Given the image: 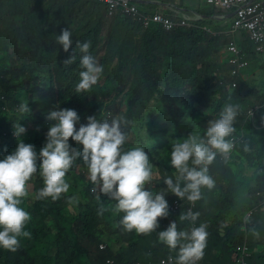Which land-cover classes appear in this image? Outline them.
I'll return each instance as SVG.
<instances>
[{"label": "clouds", "instance_id": "9594fccd", "mask_svg": "<svg viewBox=\"0 0 264 264\" xmlns=\"http://www.w3.org/2000/svg\"><path fill=\"white\" fill-rule=\"evenodd\" d=\"M10 1L0 0V9L5 11ZM69 1H77L79 6L77 8L70 6L71 12L68 16L56 12L60 15L59 21L48 19L44 24L52 31L57 30V47L64 54H71L64 63L79 65L82 69L79 75L73 82L66 81L61 84L60 90L50 82L44 86L38 82L34 89H26L22 99L16 97L19 102L17 110L21 113L18 118L14 117L9 108L4 107L5 104H10L12 95L0 89V251L10 253L9 257L18 254L19 258L25 261L29 259L27 250L30 241L33 240L32 234L35 229L31 223L34 216L30 215L27 204L24 205L26 210L22 207L23 199L25 198L27 202L34 196H37V199H60L72 185V174L78 175L76 170H72L77 166L90 178L92 184L89 180L86 181L94 194L98 192L115 201L113 210L122 214L119 225L127 232L134 231L143 235L157 232L160 218H167L169 212L177 213L185 205L186 213L179 218L181 221H189L190 228L180 230L176 221L170 222L165 230L158 232V240L170 250V254L172 253L163 258H168L169 264H198L204 256L209 233L206 223L201 222L197 225L201 214L198 211L193 212L195 203L202 199V187L211 190L215 186V181L209 173L221 169L228 171L229 165L237 159V156L235 158L231 156L240 140L230 138L236 131L235 123L240 106L228 102L220 93L221 90L233 91L231 80L237 79L236 72L239 69L235 61L241 54H245L243 58L247 59L246 51L250 49L245 38L248 35L245 32L231 33L238 7L223 9L209 4L211 3L209 0H195L194 3L201 2L203 5L198 14L181 7L185 6L186 2L192 3L194 0ZM250 1L253 4L258 3L259 7L253 15L246 16L247 21L250 22L255 17L264 19V0ZM51 4L67 5L64 0H51L49 5ZM95 5L106 7L104 9L106 21L116 19L117 35L129 47L138 48L152 44L150 51L153 53L155 40L159 37L158 32L170 36L180 29H186L190 34L200 33L222 43L225 41V46L221 49L223 58L218 60L216 57H210L215 66L212 78L217 91L213 94L212 107L198 110L199 115L206 121L203 131L192 135L188 127L183 138L172 144L169 163L177 176L163 178L166 190L154 192L150 189L153 175L158 174L149 153L154 149L147 147L143 142L135 143L137 139L132 120L141 110L132 113L131 116L117 113L118 116L109 119L108 110H104L109 102L97 100L96 103H91L87 96V91L93 86L100 87L108 80L104 69L112 71L125 65L115 58L114 66L113 61H110L103 68L99 61L100 57L105 56L103 42L98 52V56H101L94 58L89 51L90 41L82 42L81 36L69 29L61 30L71 24H84L89 21V15ZM97 10L99 9H94ZM2 16L3 14H0V48L3 39L10 37L13 33L9 32L14 30L13 26L3 22ZM155 16H160L159 23L154 20ZM258 33L264 35V21ZM167 37L163 38L165 43L171 40L166 39ZM103 41L108 46V39L105 38ZM263 45L264 42L261 47ZM15 48L7 49V55L11 57V64L6 70L8 75L19 72ZM258 53L261 62L264 63V52ZM167 55L171 56L172 52L168 50ZM107 58L109 59L108 56ZM203 59V56L198 57V67ZM170 63V60L166 61V66L169 67ZM239 65L242 68L241 64ZM160 74L163 72L160 71ZM170 77L171 75L166 79ZM50 78L55 79L53 73ZM132 78L116 88L118 94L115 98L118 99L125 90L137 85L138 82L133 83ZM258 78L255 92H261L264 98L262 84L264 78ZM154 80L156 78L150 80L151 85ZM227 81H230L229 85ZM115 93L114 90L112 96ZM69 97L74 98L73 104L69 103ZM251 98L250 95L245 96L243 93L240 95L241 101L246 100L243 118L254 126L257 112L264 109V101L261 104H253ZM32 109L38 110V121L32 125L41 136L39 147L25 141L23 137V134L27 133L26 128H29L26 117ZM153 132L154 130L151 134ZM216 158H219V164L214 163ZM227 161L230 163L227 166L223 165V162ZM77 162L81 164L77 165ZM83 166L87 168L88 173L82 170ZM30 186L36 187L38 192L27 190L26 187ZM169 192L180 200H173L168 205L166 193ZM97 199L99 200V196ZM74 201L75 197L69 199V203ZM252 201V208L244 215L243 224L246 222L245 219L251 218L253 214L264 213V190H256ZM107 210L101 204L98 214L103 215ZM218 222L221 227H226L223 215ZM100 245H103V248H100ZM100 245L99 249L104 250L105 244ZM233 247L234 250L231 252L233 264H250L251 257L258 254L245 240ZM260 254V260L263 262L264 250L260 251ZM108 261L111 260H107V264ZM161 264H165V261H161Z\"/></svg>", "mask_w": 264, "mask_h": 264}, {"label": "trees", "instance_id": "16d2710c", "mask_svg": "<svg viewBox=\"0 0 264 264\" xmlns=\"http://www.w3.org/2000/svg\"><path fill=\"white\" fill-rule=\"evenodd\" d=\"M50 3L51 0H11L5 11L0 9L3 22L14 27V30L9 32L13 34L3 39L0 48V89L12 95L10 104H5L4 107L9 108L15 118L21 115L17 110V98L22 99L26 89H34L38 82L42 86L50 82L60 90L61 84L66 81L73 82L82 70L76 63H64L71 54L60 52L56 45L58 34H54L44 24L48 19L59 21L60 15L56 11H49L53 7ZM64 3L73 8L79 6L77 1L64 0ZM95 8L99 10L94 11ZM105 8L95 5L89 15V21L84 24H71L61 30L69 29L81 36L82 42L90 41L89 51L94 58L98 57L103 40L108 39L105 56L99 59L103 68L115 58L125 66L112 71L104 69L108 80L102 86L95 88V85L87 91L89 102L106 100L109 104L105 105L104 110L114 107L116 113L122 115L131 116L141 110L139 116L135 115L132 120V125L135 126V129H132L137 139L135 143L143 142L147 147L154 149L149 153L158 174L153 175L150 189L154 192L166 190L163 178L177 176L169 163L172 144L183 138L188 127L194 133L203 131L206 121L199 115L198 110L212 107L213 94L217 91L212 78L215 66L210 57H216L218 60L223 58L221 49L225 46V41L222 43L200 33L190 34L187 33L188 30L180 29L170 36L158 32L159 37L155 40L153 53L150 51L152 44L138 48L129 47L117 35L116 19L105 20ZM164 37L171 40L165 43ZM9 47H16L15 56L19 72L15 75L6 74L11 64V57L7 55ZM169 49L172 55L167 58ZM201 56L204 59L198 67L197 60ZM167 59L171 61L169 67L166 66ZM160 71L163 74H160ZM52 73L55 79L50 78ZM169 75L170 79H166ZM131 77L133 83L138 82L137 85L125 90L118 99L112 96L114 90L124 85ZM153 78L156 80L151 85L150 80ZM229 84L230 81H227V85ZM220 93L228 102L240 106L235 123L236 131L230 137L240 140L231 156H237V159L229 165L228 171L221 169L209 173L215 181V186L211 190L202 187V199L195 203L193 212L198 211L201 214L197 225L206 223L209 233L204 256L198 264H207V259H212L213 248L226 242H231V245L228 244L229 253L234 250L236 243L244 239L248 243L252 241L257 246H264L263 219L254 220L256 216L253 214L251 218H246L243 224L244 215L252 208L254 192L264 190V109L257 112L254 120L256 125L253 126L243 118L246 108V100H240L243 89L239 88L235 92L221 90ZM249 95L253 104H261L264 101L259 91ZM69 103L73 104L74 98L69 97ZM26 118L29 128H26L27 133L25 132L23 137L25 141L39 147L41 136L32 125L38 121V110H30ZM152 130L154 132L151 134ZM214 163L219 164V158H216ZM229 163L230 161L223 162V165L227 166ZM79 164L81 163L77 162V165ZM72 170H76L78 175L72 174V185L60 199H37V196L28 202L23 199L22 207L27 204L30 215L34 216L31 223L35 229L33 240L27 250L29 259L25 261L19 258L18 254L9 257L10 253L4 254L0 251V264H107V260H111L112 264H158L167 255H172L158 240V232L165 230L173 221L177 222L180 230L190 228L189 221H181L179 218L186 213L184 205L177 213L169 212L167 218H160L157 232L150 235L127 232L119 225L122 214L113 210L115 201L98 192L94 194L90 189V178L77 166ZM82 170L88 173L85 166ZM26 188L38 192L34 186ZM72 197H75V201L69 203ZM177 199L180 200L170 192L166 193L168 205ZM101 204L108 209L103 215L98 214ZM234 209V221L228 225L229 228L221 227L218 222L220 216L223 215L224 219H227ZM244 225L247 228L245 229V226L241 230ZM223 228L226 233L219 232ZM102 243L106 246L104 250L98 247Z\"/></svg>", "mask_w": 264, "mask_h": 264}, {"label": "rangeland", "instance_id": "374dc122", "mask_svg": "<svg viewBox=\"0 0 264 264\" xmlns=\"http://www.w3.org/2000/svg\"><path fill=\"white\" fill-rule=\"evenodd\" d=\"M60 8H61V6L56 5V6H53L49 11L50 12L57 11ZM52 32L54 34H56L57 30L52 31ZM245 38L247 39L248 44L250 45V49H248L246 51L247 59L243 58V55H245V54H241L238 56L237 60L235 61L236 62L235 64L239 67V69L236 72L237 73L236 74L237 79L231 80V84H232L231 88L233 91L237 90L238 88H242L243 94H245V96H248L249 94H252V93L255 94V90L258 87V80H259L258 77L264 78V63L261 62V58H260V55L258 53V47H259L258 43L254 42V40L251 39L249 36H246ZM259 40H263V37H259ZM106 48H107L106 42L103 41L102 49L105 51ZM169 50L171 51V49H169ZM99 56H101V55H99ZM239 64H241L242 68H240ZM114 65L115 64L113 61V66ZM262 84L264 87V79L262 80ZM115 92L116 93L114 96H116L118 94V89H117V91L115 90ZM263 93H264V90H263ZM108 113H109V119L111 117L118 116L116 113V110H114V107H111L110 109H108ZM138 116L139 115H137V117ZM133 117H134V115H133ZM191 134L195 135L194 132H191ZM209 168H210V165H208V169ZM6 253L7 252H5L4 254H6ZM12 263H14V261H12Z\"/></svg>", "mask_w": 264, "mask_h": 264}, {"label": "built area", "instance_id": "2783aa9c", "mask_svg": "<svg viewBox=\"0 0 264 264\" xmlns=\"http://www.w3.org/2000/svg\"><path fill=\"white\" fill-rule=\"evenodd\" d=\"M209 4H213L217 7L223 9H229L231 7H238L236 12V20L231 26V33H237L240 31L245 32L254 42L259 44L258 51L264 52V45L261 47L264 42V35L258 33V29L264 21L263 18H254L252 21L248 22L246 16H251L256 12V8L259 7L258 3L253 4L250 0H209ZM154 20L156 23L160 22V16H155ZM259 37H263V40H259ZM100 248H103V245H100ZM161 261H165V264H169V259H161L158 264H161ZM109 264H112L111 261H108ZM128 264H141L139 262L128 263ZM149 264H155L150 262Z\"/></svg>", "mask_w": 264, "mask_h": 264}, {"label": "crops", "instance_id": "0c3cea01", "mask_svg": "<svg viewBox=\"0 0 264 264\" xmlns=\"http://www.w3.org/2000/svg\"><path fill=\"white\" fill-rule=\"evenodd\" d=\"M194 1L191 2H186L185 6L181 5V7H183L184 9H187L191 12H196L198 14H200V9H203V5L201 2H196L194 3ZM59 6H61V8L59 10H57V13H60L62 15H66L68 16L71 12V9L69 6L65 5V4H59ZM166 57L168 58V55L166 54ZM168 61V59H167ZM206 203H208V200L206 201ZM236 212V209L233 210V213L231 214V216L227 219H224V226L228 227V225L234 221V214ZM256 217L254 218V220H261L263 219L264 221V213H259L257 215H255ZM229 228V227H228ZM247 228V226L245 227V229ZM242 230V229H241ZM220 233H226V230L223 228L221 230H219ZM245 241H247L246 239H244ZM248 243V241H247ZM227 244V245H226ZM226 244L223 245H217L213 248V255H212V259H207V264H233L232 262V257H231V253H229V248H228V244L231 245V242H226ZM250 248H252L253 250H255L258 254L254 255L251 257L249 263L250 264H261V260H260V251L264 250V246H257L254 242H249L248 243Z\"/></svg>", "mask_w": 264, "mask_h": 264}]
</instances>
